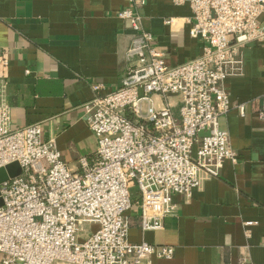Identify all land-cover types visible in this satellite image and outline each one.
Wrapping results in <instances>:
<instances>
[{"label":"built area","instance_id":"1","mask_svg":"<svg viewBox=\"0 0 264 264\" xmlns=\"http://www.w3.org/2000/svg\"><path fill=\"white\" fill-rule=\"evenodd\" d=\"M189 34L203 41L201 54L168 64L132 7L116 16L133 38L120 84L83 103L84 120L96 137L92 164L80 172L62 159L37 123L10 128L3 98L8 53L0 46V167L17 161L22 172L0 183V264H152L173 247L128 240L127 211L139 207L142 230H160L177 204L217 176L226 159L237 160L219 117L232 107L223 82L241 72L243 43L264 40V0H188ZM171 24L172 19H165ZM179 97L178 115L167 100ZM245 114V103L235 105ZM258 116L264 119L263 102ZM194 146H196L194 150ZM86 223L96 225L81 232Z\"/></svg>","mask_w":264,"mask_h":264},{"label":"crops","instance_id":"2","mask_svg":"<svg viewBox=\"0 0 264 264\" xmlns=\"http://www.w3.org/2000/svg\"><path fill=\"white\" fill-rule=\"evenodd\" d=\"M134 8L156 49L170 65L198 57L203 41L189 34L188 0H0V46L8 53L3 98L10 128L37 123L42 139H53L67 166L80 172L79 158L92 164L96 137L84 120L83 103L116 88L129 61L133 38L119 9ZM165 19H172L166 24ZM264 25V13L261 16ZM243 66L223 82L232 107L220 116L237 160L223 161L217 176L190 197L173 194L177 208L160 230H142L139 207L128 209V240L173 247L169 259L152 264H264V40L243 43ZM167 100L179 107V97ZM245 103V114L235 105ZM196 146H194L195 150Z\"/></svg>","mask_w":264,"mask_h":264},{"label":"water","instance_id":"3","mask_svg":"<svg viewBox=\"0 0 264 264\" xmlns=\"http://www.w3.org/2000/svg\"><path fill=\"white\" fill-rule=\"evenodd\" d=\"M21 172L22 169L17 161L11 162L4 167H0V183L19 175Z\"/></svg>","mask_w":264,"mask_h":264},{"label":"rangeland","instance_id":"4","mask_svg":"<svg viewBox=\"0 0 264 264\" xmlns=\"http://www.w3.org/2000/svg\"><path fill=\"white\" fill-rule=\"evenodd\" d=\"M174 110L177 112L178 106ZM136 192H137V188L135 187L132 189V195H133L132 202H133V204L135 203L134 200L137 197ZM79 228L81 229L82 233L83 232L85 233L86 231H91V230L95 229L96 225L92 224V223H86V224L81 225Z\"/></svg>","mask_w":264,"mask_h":264}]
</instances>
